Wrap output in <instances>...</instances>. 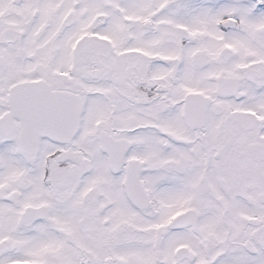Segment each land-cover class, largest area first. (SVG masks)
<instances>
[{"label": "snow or ice", "instance_id": "1", "mask_svg": "<svg viewBox=\"0 0 264 264\" xmlns=\"http://www.w3.org/2000/svg\"><path fill=\"white\" fill-rule=\"evenodd\" d=\"M0 264H264V0H0Z\"/></svg>", "mask_w": 264, "mask_h": 264}]
</instances>
